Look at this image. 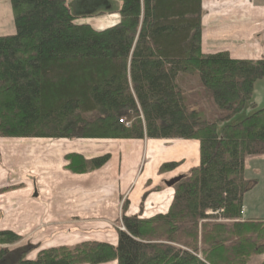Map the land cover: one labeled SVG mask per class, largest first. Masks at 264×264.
Segmentation results:
<instances>
[{
  "label": "trees",
  "instance_id": "1",
  "mask_svg": "<svg viewBox=\"0 0 264 264\" xmlns=\"http://www.w3.org/2000/svg\"><path fill=\"white\" fill-rule=\"evenodd\" d=\"M119 22L103 30L78 21L67 0H9L14 34L0 37V140L193 141L198 165L167 187V210L143 217L124 205L115 245L10 248L0 264H248L264 255V219H244L258 181L246 157L264 156V108L251 103L264 59L203 54L201 0H110ZM104 16L100 13L96 17ZM253 111L234 123L245 107ZM110 155L63 157L72 173L98 171ZM180 163L167 162L158 173ZM175 179V178H174ZM264 264V261L261 263Z\"/></svg>",
  "mask_w": 264,
  "mask_h": 264
},
{
  "label": "rangeland",
  "instance_id": "2",
  "mask_svg": "<svg viewBox=\"0 0 264 264\" xmlns=\"http://www.w3.org/2000/svg\"><path fill=\"white\" fill-rule=\"evenodd\" d=\"M67 5L73 15L89 17L78 21L79 24L88 23L97 30L104 28L99 27L102 22H108L105 27L109 26L111 20L104 18L117 15L115 11L118 9V4L110 0H67ZM100 13L104 16L97 18ZM251 103L255 104L256 110L264 108V78L254 84ZM252 113L247 106L233 122L237 123ZM194 149L191 143L181 140L142 141L140 144L125 141L0 140V181L15 185V190L10 191L13 195L7 193L9 189L0 192V230L13 231L20 237V241L10 248L28 245L34 249L29 257H34L40 250L73 247L84 241L115 245V229L123 230L119 222L124 205L128 204V213H138L142 196L150 192L142 214L163 211L172 196V189L164 188L158 193L152 189L189 171L185 172L182 168L184 160H180L173 171L158 173L159 162L186 155L185 161L191 163L195 157ZM70 153H78L85 159L109 154L113 160L110 159L109 164L98 171L72 173L65 169L67 164H63V157ZM244 167L246 178L258 181L244 197L245 214L264 218V156L246 157ZM31 184L44 202L43 206L40 205V212L43 210L49 215L56 210L60 215L67 214L68 218L36 220L40 215L36 211L38 209L32 211L29 208L36 202L31 195L21 193L22 187H29L31 193ZM53 239H60L56 242L59 244L54 245Z\"/></svg>",
  "mask_w": 264,
  "mask_h": 264
},
{
  "label": "crops",
  "instance_id": "3",
  "mask_svg": "<svg viewBox=\"0 0 264 264\" xmlns=\"http://www.w3.org/2000/svg\"><path fill=\"white\" fill-rule=\"evenodd\" d=\"M201 10H202L201 49L203 54L226 53L232 59L249 60V61H257L264 59V0H201ZM104 19L111 20V24L105 27L108 22L100 23L99 27L100 28L104 27L103 29L112 27L119 22L118 15L106 16ZM13 34H14V25H13V16H12L10 2L9 0H0V37L10 36ZM32 141H45V140H32ZM105 141L122 142V141H113V140H105ZM171 141H175V140H171ZM125 142L136 143V144L141 143V142H133V141H125ZM149 142L160 143V142H169V141H149ZM181 142L189 143V144L191 143L194 146L195 157L193 161L191 163L185 161V159L187 158L186 155H184L178 157V159H173L172 161L168 160V161L159 162V166L167 162L177 163L180 160H184L182 168H184L186 172L190 168L198 165L197 143L193 141H182V140ZM63 164H65L64 160H63ZM31 185H32L31 189L35 188L34 184ZM39 186L40 185H38L37 187L38 192H40ZM14 187L15 185H10V184L8 185V183H6L5 181H0V192L3 191L4 189H9L7 193L13 195L12 194L13 192L10 191H13ZM22 189H24L23 191H21L22 194L27 193V195H31V198L34 200V202H36V205H34L33 207H29L32 209V211L36 210L35 208L38 209L36 211H38L40 215L37 216L36 220L39 219L45 220L46 218H48L50 220L58 221L68 218L67 214L62 213V215H60V213H57L56 210L55 212L49 215L47 212L43 210L42 212H40L39 211L41 210L40 205L43 206L44 202H42L43 200L41 199V197H39L38 194L35 193L37 190L32 189L30 193L29 187L27 188L22 187ZM27 195H23V196L25 197ZM42 198L44 199V197ZM20 201L22 202V199ZM169 202L167 203L163 211H157L149 215L144 214L143 217H150L153 214L164 212L165 210H167ZM136 213H137L136 211H132L130 213L127 212V214L130 215H135ZM243 217L244 219H258V218L264 219L263 217H258V216H246L245 209H243ZM53 240H55L54 245L59 244L56 242H58V240L60 239L57 240L53 239ZM255 260L256 263L254 264H261L264 261V255L252 258L248 264H252V262Z\"/></svg>",
  "mask_w": 264,
  "mask_h": 264
},
{
  "label": "water",
  "instance_id": "4",
  "mask_svg": "<svg viewBox=\"0 0 264 264\" xmlns=\"http://www.w3.org/2000/svg\"><path fill=\"white\" fill-rule=\"evenodd\" d=\"M177 180H178V179L175 178V179L170 180L169 182H166V186H167V187H171V186H172Z\"/></svg>",
  "mask_w": 264,
  "mask_h": 264
}]
</instances>
